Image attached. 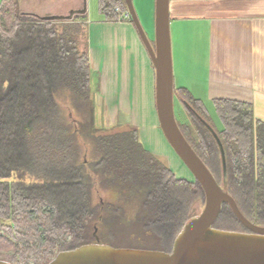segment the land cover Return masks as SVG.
<instances>
[{
	"label": "trees",
	"instance_id": "16d2710c",
	"mask_svg": "<svg viewBox=\"0 0 264 264\" xmlns=\"http://www.w3.org/2000/svg\"><path fill=\"white\" fill-rule=\"evenodd\" d=\"M11 2L12 24L0 22V260L50 264L60 252L96 243L97 225L109 239L122 227L141 228L138 237L156 246L132 248L171 253L193 202H205L202 186L178 178L144 147L133 124L118 132L98 128L90 55L79 41L90 26L86 11L75 14L78 20H51L22 13L21 0ZM99 11L106 23L129 12L126 0H99ZM175 93L190 119H177L186 139L222 184L219 145L201 118L215 129L226 152L229 193L250 221L264 226V123L255 121L253 106L217 101L220 130L201 101ZM81 139L94 151L89 166ZM88 167L119 204L93 207ZM227 216L250 232L228 204L215 228L222 230Z\"/></svg>",
	"mask_w": 264,
	"mask_h": 264
},
{
	"label": "crops",
	"instance_id": "0c3cea01",
	"mask_svg": "<svg viewBox=\"0 0 264 264\" xmlns=\"http://www.w3.org/2000/svg\"><path fill=\"white\" fill-rule=\"evenodd\" d=\"M170 16L176 90L201 101L209 113H216V102L221 100L251 104L255 121L264 123V0H170ZM94 24L110 27L112 38L94 44L93 34L100 33ZM119 25L122 32L116 35L114 27ZM89 34L90 65L100 82L97 107H105L109 127L121 114L132 116L136 126L141 84L146 85L147 101L156 112L155 70L138 31L129 20H99L92 22ZM129 35L134 50L124 42Z\"/></svg>",
	"mask_w": 264,
	"mask_h": 264
},
{
	"label": "water",
	"instance_id": "95a60500",
	"mask_svg": "<svg viewBox=\"0 0 264 264\" xmlns=\"http://www.w3.org/2000/svg\"><path fill=\"white\" fill-rule=\"evenodd\" d=\"M131 21L148 51L155 70V101L159 128L176 155L199 182L205 193V206L192 217L177 236L173 251L116 248L96 243L75 250L60 252L50 264H264V226L250 221L228 190L227 157L215 129L204 119L221 152L223 183L220 184L209 167L183 134L175 112V75L172 49L170 0L155 2V40H150L137 15L133 0H126ZM69 16H46L43 19H72ZM228 204L237 219L250 232L215 228L224 206ZM0 264H11L0 260Z\"/></svg>",
	"mask_w": 264,
	"mask_h": 264
},
{
	"label": "rangeland",
	"instance_id": "374dc122",
	"mask_svg": "<svg viewBox=\"0 0 264 264\" xmlns=\"http://www.w3.org/2000/svg\"><path fill=\"white\" fill-rule=\"evenodd\" d=\"M21 1L22 2H20V11L22 13L36 12L41 15L63 14L64 16H69L70 11L72 9L80 8V10L84 9L87 12L90 25L92 24V22H96L102 19V16L99 11V0H46V2L45 1L39 2L38 0H35V1L34 0L32 1L21 0ZM155 2L156 0H133L139 20L144 30L146 31V33L149 35V37L153 41L155 40ZM1 3H2V0H0V6H1ZM12 3L13 2H11V0H7V2L4 4V9L2 12V16L4 17V19H3V22L0 19V22L5 26L12 24V19H13L12 17L13 13L11 12L13 9L11 7ZM82 6L83 8H81ZM126 14L123 17V21L127 20L125 19ZM78 15H75L73 19L78 20L76 18ZM58 26L61 29L62 24L58 23ZM93 26L100 28L99 36H96V34H93L94 44L99 42V45H100L102 44L103 38L107 40L112 38L110 36H112L113 33L110 27H107L102 24H94ZM119 27L120 25L114 27V29L117 30L116 35H120L122 32V29H120ZM89 31H90V26L85 31V33L82 35V37L79 39L81 51H88V48H89L88 44H89V38H90ZM122 37L123 36H121V38ZM125 38L127 40H124V42H126L130 50H134L132 36L129 35L128 37H125ZM98 54L101 57V52ZM99 86H100V82L96 78V75L94 73L95 95L99 94V89H100ZM175 89L177 88L175 87ZM138 90L140 94L139 96L136 97L134 116H135L136 124L139 127L137 125L136 126L134 125V127L140 130L139 132L140 137H141L140 140L143 143L144 147L147 150H149L152 154L156 155L163 164L167 165L176 174L178 178L193 181L194 176L188 170V168L184 165V163L180 160V158L176 155V153L173 151L171 146L168 144V142L164 138V135L161 132L160 128L158 127L157 112L151 111L149 102L147 101L146 85L141 84V87ZM97 104L99 103L97 102ZM104 108L105 107L102 105L100 107L99 106L96 107L97 126L99 129H105V130H115L116 129L115 131L118 132V131L126 130L128 127L127 125H130V123L134 124V120L132 116H130L132 117L130 118L129 116H123V114H121V117L118 118V123L114 125L113 127H109V124L107 121V113L105 112ZM72 109L74 111H77L75 107H71V110ZM175 112H176L177 119L180 122H182V118H183V124H187L189 122L190 119L188 115L184 112L182 104L179 102L177 95L175 98ZM70 114H71L70 120L72 119L74 122L78 121L74 112H70ZM210 114L212 116V120L214 124L218 127V129L222 130L223 125L220 122V119L217 117V114L215 113V111H212ZM80 141H81L80 148H81V154H82L81 156L82 161H84L86 165L89 166V164L92 163V160L95 159L93 155L94 151L91 147V144L86 143L83 139H81ZM88 169H90V174L92 175L94 184H95V186L92 187L93 207L99 210L100 208H98V206L102 207V205H106V204L107 205L108 204H114V205L119 204L118 196L115 193L111 192L109 188L102 187L98 183L99 179L97 178L95 172L91 170V167H88ZM216 170L218 171L217 175L220 177L222 181L221 176L223 175V171H221V169L219 170V168ZM177 190L181 191L180 188H178ZM195 194L196 193H194V195ZM185 195L187 196L186 193ZM190 197L192 196L190 195ZM186 201H188V197L186 198ZM204 203L205 202L203 201V199L201 198L196 199L190 208L191 210L189 211V214L192 217L200 214L202 209L205 206ZM135 204L136 203H131V205L124 206V208L132 209L133 205ZM128 212H129L127 213L128 215L132 214V211L131 212L128 211ZM114 214H117V213H114ZM120 222H121V219H120ZM0 224H2L1 221H0ZM221 226L223 227L222 230L244 232L243 228L239 226L237 223H235L230 216L224 217L222 219ZM96 228L97 229L94 230V236L96 238H99L102 244L110 245L116 248H132L134 246L144 247L146 245H153V244L155 245V243L146 242L144 240L145 239L144 237L139 238L138 235L141 234L140 232H143V231L141 228H137L135 226H126V228L122 227L119 231L114 230L113 234L111 232L112 237H113L112 239L103 237L105 236L106 231H103L102 228L99 227V225H97ZM147 237L152 238L151 236H147ZM149 238L147 240H149ZM24 264H36V263L33 261H30Z\"/></svg>",
	"mask_w": 264,
	"mask_h": 264
},
{
	"label": "built area",
	"instance_id": "2783aa9c",
	"mask_svg": "<svg viewBox=\"0 0 264 264\" xmlns=\"http://www.w3.org/2000/svg\"><path fill=\"white\" fill-rule=\"evenodd\" d=\"M125 19H129V20H131V16H130V13L128 12L127 14H126V18Z\"/></svg>",
	"mask_w": 264,
	"mask_h": 264
},
{
	"label": "flooded vegetation",
	"instance_id": "af4514ba",
	"mask_svg": "<svg viewBox=\"0 0 264 264\" xmlns=\"http://www.w3.org/2000/svg\"><path fill=\"white\" fill-rule=\"evenodd\" d=\"M83 7V6H82ZM78 11V10H77ZM175 98H176V93H175ZM179 100V99H178ZM188 105V104H187ZM189 108H191L190 106H189ZM203 119V118H202Z\"/></svg>",
	"mask_w": 264,
	"mask_h": 264
},
{
	"label": "bare ground",
	"instance_id": "6f19581e",
	"mask_svg": "<svg viewBox=\"0 0 264 264\" xmlns=\"http://www.w3.org/2000/svg\"><path fill=\"white\" fill-rule=\"evenodd\" d=\"M153 66V65H152Z\"/></svg>",
	"mask_w": 264,
	"mask_h": 264
}]
</instances>
